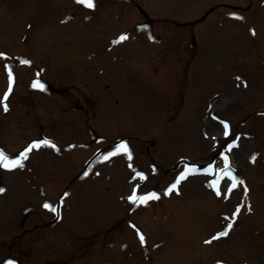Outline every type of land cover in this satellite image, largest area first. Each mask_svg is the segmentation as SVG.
Segmentation results:
<instances>
[{"label":"rangeland","instance_id":"1","mask_svg":"<svg viewBox=\"0 0 264 264\" xmlns=\"http://www.w3.org/2000/svg\"><path fill=\"white\" fill-rule=\"evenodd\" d=\"M7 68L28 96L0 111V147H55L0 168V264H264V0H0L4 86ZM121 142L131 161L102 159ZM224 154L247 200L243 185L225 198L229 179L222 196L211 192ZM189 164L217 172L165 195ZM63 189L57 217L42 205ZM134 189L160 199L136 206ZM241 203L252 211L206 244Z\"/></svg>","mask_w":264,"mask_h":264},{"label":"snow or ice","instance_id":"2","mask_svg":"<svg viewBox=\"0 0 264 264\" xmlns=\"http://www.w3.org/2000/svg\"><path fill=\"white\" fill-rule=\"evenodd\" d=\"M76 2L84 5L85 7L89 8V9H92L96 6V0H76ZM233 18L243 19V17H240V16H235ZM250 31L252 32V35H255L254 30H250ZM127 39H128L127 35H121L116 40H113L112 43L114 45L119 44L121 42L126 41ZM23 63L27 64L29 62L23 61ZM6 71L8 72L10 84H9V88L6 91L3 99L0 100V106L3 107L5 112L8 111V98L12 92V84L15 82V77L12 73L11 68H7ZM240 79H241L240 77H237V80H240ZM32 86L33 87H39V88L43 89V83L39 82V81L35 82ZM244 86L247 87V84L245 83ZM222 123L224 125L225 130H226L225 136L227 137L229 135V132L227 131L229 129V125L227 122H222ZM238 140H239V137H237L236 141H234L232 144L226 146V153L231 152L234 147H238V143H237ZM41 146L55 147V145L47 139L40 141V142H33L32 144L28 145L25 148V150L17 158L10 157L6 153H4L3 150H0V168L6 169L8 171H13L16 168L22 169L24 167V161L28 159L29 153H31L34 149H38ZM120 153L125 154L126 158L129 161H131L132 150L129 148V146L126 142H121L120 144H118L112 152L107 153V154H103L102 159L108 160L110 157L116 156L117 154H120ZM255 159H256V155L254 154L251 157V162L254 163ZM222 160L224 162V167L221 170L220 176H221V178H223V176H227L231 180V184L226 187V192L224 193L225 198H228L234 189L243 185L244 186L243 187L244 200H247L249 189H248L247 185L245 184L244 180L242 178L234 175L235 170L233 168H231L229 157L227 154L222 155ZM130 167H131V165H130ZM213 167H214L213 165H210L208 169L201 170L197 166L186 165L185 166L186 170L180 175V177L177 180H175V182H173L171 184V186L166 190V192L164 194L170 195L174 191L177 194H179V185H180L181 181L187 179L188 175L191 173V170L193 168L195 169L194 174H211V169ZM98 174L99 173H97V175ZM136 176L140 179H146V177L143 176L139 172L136 173ZM219 184H220V179H215L213 181H210V184H209V186H211L213 188V190L216 192L217 196L221 195ZM4 191H5L4 189L0 188V194H3ZM65 195H67V194H65ZM158 199H160V196H158L154 192L149 193L147 195H137L136 189L133 190V194L129 197V200L133 204H135L136 206H139L141 204H146L150 200H158ZM62 205H63V199H61L59 205H55V204L45 202L42 206L46 210L51 211L53 213H56L58 215L60 207H62ZM244 208H245L244 203H241L240 205H238L231 217H225V219L229 220V223H227L225 228L221 232L216 234L214 237H212L210 240L205 241V243L210 244V243H212L213 240H218V239L227 237L229 232L232 230L233 225L236 222V218L239 216L241 210H243ZM246 210L249 213L252 211V207H251L250 203L247 204ZM137 233H138V238L140 239L141 243L144 244L145 243V236L143 235L142 232H140L139 229H137ZM9 264H13V262H9ZM218 264H219V262H218Z\"/></svg>","mask_w":264,"mask_h":264}]
</instances>
